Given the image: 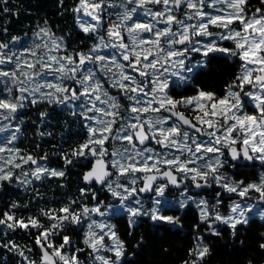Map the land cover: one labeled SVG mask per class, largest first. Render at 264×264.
I'll return each mask as SVG.
<instances>
[{"label": "snow or ice", "instance_id": "6c2138e0", "mask_svg": "<svg viewBox=\"0 0 264 264\" xmlns=\"http://www.w3.org/2000/svg\"><path fill=\"white\" fill-rule=\"evenodd\" d=\"M57 6L72 31L0 24V264H134L139 228L178 235L190 215L180 264H208L210 237L243 245L264 223V0ZM214 61L231 69L219 88ZM57 113L71 123L45 151Z\"/></svg>", "mask_w": 264, "mask_h": 264}, {"label": "trees", "instance_id": "16d2710c", "mask_svg": "<svg viewBox=\"0 0 264 264\" xmlns=\"http://www.w3.org/2000/svg\"><path fill=\"white\" fill-rule=\"evenodd\" d=\"M256 0H253L255 2ZM68 4L69 0H65ZM9 13L0 12V24H5L10 35H20L30 27H34L38 22L43 23L47 19L50 24L64 28L66 31L73 30V20L70 13H65L63 16L59 14L60 9L57 6V0H8ZM212 73L204 78V83L213 88H219L227 79H231L230 67L222 61H214ZM51 111V109H49ZM28 121V131L25 133L26 139L21 144V147L31 148L36 142L34 133L35 125L31 122L36 120V112L29 111L26 117ZM70 120L65 119V115L57 113L52 116L51 127L49 131L53 132L52 138H46L41 143V148L45 151H51L53 144L60 142V134L64 132L65 126L70 124ZM73 127H75L73 125ZM43 130V129H42ZM74 175V174H73ZM56 185L49 182L48 186L43 191L51 196ZM10 199L24 200L23 193H18ZM193 223V217L190 215L185 221V231L180 234L172 233H156L152 234L148 225L138 229V234H143L146 238L147 245L137 251L134 259V264H180V261L185 255V251L190 244V230ZM121 232L124 231L123 222L119 225ZM264 232V223L256 221L252 223L244 234L238 240H243V245L234 242L225 235L221 239L209 238V243L212 246V255L208 258V264H264V251L259 248L261 243L260 233ZM17 237L19 243H26V239ZM135 243L134 238L129 239V248ZM2 255V254H0ZM8 264H16L15 259L9 255Z\"/></svg>", "mask_w": 264, "mask_h": 264}, {"label": "flooded vegetation", "instance_id": "af4514ba", "mask_svg": "<svg viewBox=\"0 0 264 264\" xmlns=\"http://www.w3.org/2000/svg\"><path fill=\"white\" fill-rule=\"evenodd\" d=\"M253 3H256V1H255V2H253Z\"/></svg>", "mask_w": 264, "mask_h": 264}]
</instances>
